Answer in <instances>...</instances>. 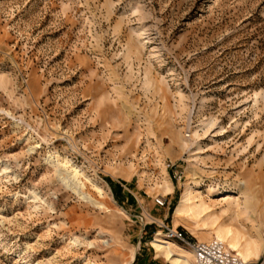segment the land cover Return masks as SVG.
<instances>
[{
  "label": "rangeland",
  "instance_id": "obj_1",
  "mask_svg": "<svg viewBox=\"0 0 264 264\" xmlns=\"http://www.w3.org/2000/svg\"><path fill=\"white\" fill-rule=\"evenodd\" d=\"M189 187L263 242L264 0H0V264H170Z\"/></svg>",
  "mask_w": 264,
  "mask_h": 264
},
{
  "label": "bare ground",
  "instance_id": "obj_2",
  "mask_svg": "<svg viewBox=\"0 0 264 264\" xmlns=\"http://www.w3.org/2000/svg\"><path fill=\"white\" fill-rule=\"evenodd\" d=\"M256 97L258 98V95H256ZM193 143H195V141H193ZM71 163L72 162L68 161L65 164L63 162L59 164L58 174L60 180L66 187L74 191L76 194L86 200H90L87 196L88 193H84L85 184L82 182L81 178L85 177L89 182L92 183H94L95 179L88 178L83 169ZM170 186L163 187L166 195L173 193V188ZM97 189L102 196L104 193L102 189L99 187ZM211 196H219V192L213 191ZM226 196L227 197L224 199V201L227 205V208L223 210V215L229 216L232 214L233 218L234 216L236 218L241 217L243 215V211L245 210L243 205L240 204L241 197L238 195ZM93 201L94 200H92V202ZM92 204L93 203H91V205ZM175 221V224H179L181 222L190 224V222H193L195 224V230L198 232H211L215 239L225 243L230 250L237 253L246 263L258 262L264 256V240L262 242L261 237L258 239L251 238L238 228L221 222V218L204 200L203 194L199 190L197 191L189 187L184 191L175 212ZM175 243L174 241H168L159 235L153 241V247L155 248L156 252L163 256L170 264H192V259H195L194 253L188 254L182 247L176 245ZM106 245L109 246L110 241L106 242ZM262 264H264V261Z\"/></svg>",
  "mask_w": 264,
  "mask_h": 264
},
{
  "label": "built area",
  "instance_id": "obj_3",
  "mask_svg": "<svg viewBox=\"0 0 264 264\" xmlns=\"http://www.w3.org/2000/svg\"><path fill=\"white\" fill-rule=\"evenodd\" d=\"M156 203L164 207L167 202L161 197L156 199ZM163 228L165 230V237L169 240L192 249L195 256V264H254V262H244L237 253L230 250L225 243L218 239L193 241L180 228H174L165 224H163Z\"/></svg>",
  "mask_w": 264,
  "mask_h": 264
}]
</instances>
